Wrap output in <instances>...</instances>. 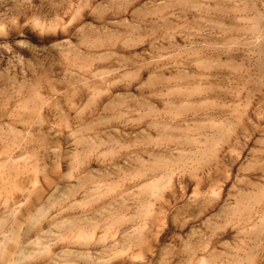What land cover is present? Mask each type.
Wrapping results in <instances>:
<instances>
[{
  "label": "rangeland",
  "instance_id": "obj_1",
  "mask_svg": "<svg viewBox=\"0 0 264 264\" xmlns=\"http://www.w3.org/2000/svg\"><path fill=\"white\" fill-rule=\"evenodd\" d=\"M0 264H264V0H0Z\"/></svg>",
  "mask_w": 264,
  "mask_h": 264
}]
</instances>
